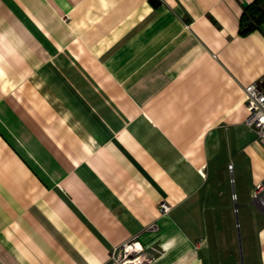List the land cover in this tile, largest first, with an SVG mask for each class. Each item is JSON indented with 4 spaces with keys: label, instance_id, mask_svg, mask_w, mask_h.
<instances>
[{
    "label": "crops",
    "instance_id": "1",
    "mask_svg": "<svg viewBox=\"0 0 264 264\" xmlns=\"http://www.w3.org/2000/svg\"><path fill=\"white\" fill-rule=\"evenodd\" d=\"M254 1L0 0V264H264Z\"/></svg>",
    "mask_w": 264,
    "mask_h": 264
},
{
    "label": "built area",
    "instance_id": "2",
    "mask_svg": "<svg viewBox=\"0 0 264 264\" xmlns=\"http://www.w3.org/2000/svg\"><path fill=\"white\" fill-rule=\"evenodd\" d=\"M244 94L249 109L247 124L254 129L257 138L264 143V75L258 81L246 85ZM253 199L264 206V182L255 185ZM159 206L162 213L171 210L170 204L166 201H162ZM151 227L155 228L156 224H152ZM158 252V246L147 247L140 240L132 238L113 248L110 261L111 264H152Z\"/></svg>",
    "mask_w": 264,
    "mask_h": 264
},
{
    "label": "trees",
    "instance_id": "3",
    "mask_svg": "<svg viewBox=\"0 0 264 264\" xmlns=\"http://www.w3.org/2000/svg\"><path fill=\"white\" fill-rule=\"evenodd\" d=\"M262 23H264V0H255L242 14L241 33L248 34L259 28Z\"/></svg>",
    "mask_w": 264,
    "mask_h": 264
},
{
    "label": "rangeland",
    "instance_id": "4",
    "mask_svg": "<svg viewBox=\"0 0 264 264\" xmlns=\"http://www.w3.org/2000/svg\"><path fill=\"white\" fill-rule=\"evenodd\" d=\"M237 222H239V219L237 218ZM237 234H238V238H239V242H240V244L242 245V238H241V227H240V225L238 224L237 225Z\"/></svg>",
    "mask_w": 264,
    "mask_h": 264
}]
</instances>
